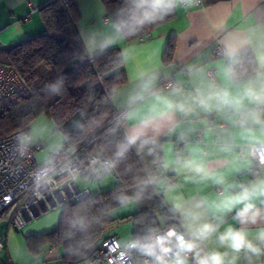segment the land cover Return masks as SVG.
<instances>
[{
	"label": "clouds",
	"instance_id": "obj_1",
	"mask_svg": "<svg viewBox=\"0 0 264 264\" xmlns=\"http://www.w3.org/2000/svg\"><path fill=\"white\" fill-rule=\"evenodd\" d=\"M203 3L120 0L82 20L79 61L111 56L97 76L110 78L103 95L90 84L70 128L44 115L12 137L15 157L39 152L37 196L57 175L78 193L57 223L64 253L83 264H96L89 254L105 222L145 206L113 238L107 264H264V0L242 6L238 26L218 22L211 51L186 63L145 43ZM66 80L41 91L60 96ZM112 184L108 198L97 195Z\"/></svg>",
	"mask_w": 264,
	"mask_h": 264
},
{
	"label": "trees",
	"instance_id": "obj_2",
	"mask_svg": "<svg viewBox=\"0 0 264 264\" xmlns=\"http://www.w3.org/2000/svg\"><path fill=\"white\" fill-rule=\"evenodd\" d=\"M102 1L109 12L114 11L120 3V0ZM42 16L45 23L43 34L0 48V63L14 68L27 86L26 93L0 103V138L15 132L21 124H27L34 117L42 115L56 117L65 123V127L70 128L71 121L80 118L75 110L83 105L89 85L94 84L93 90L99 100L110 79L105 78L103 83L97 79L111 59L109 54L98 57L95 63L87 60L81 63L78 59L82 52L77 29L80 18L78 0H52L42 8ZM174 49L175 42L171 40L164 56L166 61L173 55ZM60 75L67 77L66 91L60 96L47 97L41 89L45 84L55 82ZM113 188H101L97 195L108 198ZM150 210L149 206H145L122 219L131 220L133 215ZM115 221L116 219L105 222L99 230L97 247L89 254L90 259L102 242L111 236L107 229ZM26 244L34 256L40 255L46 246L59 245L64 263L83 264L81 260L64 253L59 224L49 233L27 236Z\"/></svg>",
	"mask_w": 264,
	"mask_h": 264
},
{
	"label": "crops",
	"instance_id": "obj_3",
	"mask_svg": "<svg viewBox=\"0 0 264 264\" xmlns=\"http://www.w3.org/2000/svg\"><path fill=\"white\" fill-rule=\"evenodd\" d=\"M51 1L0 0V48L43 34L45 23L42 8ZM251 2L252 0H204L202 9H193V14L178 10L175 16L152 31L150 36L145 38V43L162 48L164 57L169 42L174 40L175 49L179 53V62L186 63L211 51L217 34L215 25L218 22L226 21L229 26H238L241 21V7L243 6L244 12L247 13ZM78 8L80 11L77 22L78 32L82 20L87 18L88 23L91 24L98 12L107 9L102 0H78ZM38 157L39 152L36 155L37 160ZM45 206L41 213L34 214L33 218H30L28 223L20 229L10 226L9 221L6 225L0 224V237L4 239L5 244L0 253V264H17L13 263L8 256L10 241L20 246V238L17 234H20L21 238L23 236L26 238L31 235L49 233L57 227L60 204ZM6 212L0 216V220L5 217ZM45 248L48 251L50 246ZM47 251L44 260L48 261L56 254L46 255ZM44 260H37L32 264H41Z\"/></svg>",
	"mask_w": 264,
	"mask_h": 264
},
{
	"label": "built area",
	"instance_id": "obj_4",
	"mask_svg": "<svg viewBox=\"0 0 264 264\" xmlns=\"http://www.w3.org/2000/svg\"><path fill=\"white\" fill-rule=\"evenodd\" d=\"M26 92L27 86L20 74L14 68L0 63V103L10 101ZM15 132L0 138V216L9 211L10 226L20 229L30 218H33L34 214L41 213L45 205L51 207L71 202L78 193L70 190L62 176L57 175L49 185L39 190L41 194L37 196L33 183L34 169L37 167V151L30 152L23 159L15 157L12 151V137ZM115 237L117 236L107 237L94 252L91 260L96 264H107V254L113 246L112 240ZM4 247V239L0 237V253ZM59 250V245H51L46 255L56 254ZM41 264L52 263L45 261Z\"/></svg>",
	"mask_w": 264,
	"mask_h": 264
},
{
	"label": "rangeland",
	"instance_id": "obj_5",
	"mask_svg": "<svg viewBox=\"0 0 264 264\" xmlns=\"http://www.w3.org/2000/svg\"><path fill=\"white\" fill-rule=\"evenodd\" d=\"M38 153V151H37ZM36 153V155H37ZM115 184L112 185H108L105 187H102L103 190H108L111 189L113 187H115ZM133 212L131 211H124L121 212L115 219L116 221L113 222L110 226H108L107 229V233L109 235H116L117 237H119L120 235H123L124 233H126L131 226V220L130 219H122L123 217H126L130 214H132ZM11 214L10 213H6L5 217H3L0 220V224L1 225H6L7 222L10 219ZM19 235L20 238V246H18L15 242L10 241L9 242V250H8V256L10 257V259L12 260L13 263H17V264H32L34 261L37 260H44L46 259L45 256V252L47 251V248L44 249V251L38 255L39 259H36V256H34L28 249L27 244L25 242L26 238L25 236H23V238H21L20 234H17V237ZM18 238V239H19ZM62 250L60 249L58 253H56V255H54V257H51L50 260H48L50 263L52 264H62L63 260L61 258V253ZM47 260H44V262Z\"/></svg>",
	"mask_w": 264,
	"mask_h": 264
}]
</instances>
